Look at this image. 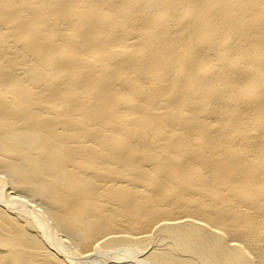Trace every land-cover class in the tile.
<instances>
[{
  "label": "bare ground",
  "instance_id": "obj_1",
  "mask_svg": "<svg viewBox=\"0 0 264 264\" xmlns=\"http://www.w3.org/2000/svg\"><path fill=\"white\" fill-rule=\"evenodd\" d=\"M0 264H264V0H0Z\"/></svg>",
  "mask_w": 264,
  "mask_h": 264
}]
</instances>
